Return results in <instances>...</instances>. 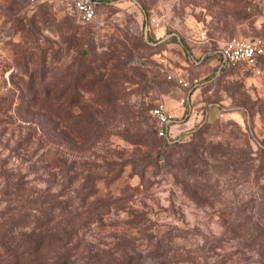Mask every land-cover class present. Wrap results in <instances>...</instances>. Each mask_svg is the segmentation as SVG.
<instances>
[{
	"label": "rangeland",
	"instance_id": "1",
	"mask_svg": "<svg viewBox=\"0 0 264 264\" xmlns=\"http://www.w3.org/2000/svg\"><path fill=\"white\" fill-rule=\"evenodd\" d=\"M263 34L264 0H105L85 22L58 1L0 0V264H61L43 247L70 220L74 252L105 248L109 264H264V56L223 71L217 51ZM83 46L96 69L110 56L113 104L91 83L74 108L98 132L68 144L60 123L58 142L41 143L14 113L29 90L13 76L21 49L48 48L51 77L77 70ZM180 76L200 83L184 88ZM159 103L191 118L178 141L155 133ZM141 131L147 144L133 143ZM134 155L153 161L105 181Z\"/></svg>",
	"mask_w": 264,
	"mask_h": 264
},
{
	"label": "trees",
	"instance_id": "2",
	"mask_svg": "<svg viewBox=\"0 0 264 264\" xmlns=\"http://www.w3.org/2000/svg\"><path fill=\"white\" fill-rule=\"evenodd\" d=\"M104 1L105 0H102L101 4H103ZM47 2L49 1L38 3L36 6L45 4ZM152 36V30L149 29L147 32L148 39L150 40ZM70 45L80 46V43L77 40H71ZM21 50H23V60L20 62L18 61L20 63L19 67L21 68L20 74L13 73V76H18V83L16 84L17 87H21L20 85L22 83H26L29 86V90H27L26 94L24 93L26 98L23 97L21 102L22 104L18 106L16 105L14 107V113H16L18 117L26 120L30 129L38 135V140L45 144H54L58 142L60 139V123H62L65 127V133L67 136L66 141L68 144L72 143L75 136H80V140L85 142L87 139L86 135L89 130L94 133L98 132V126H96V124H94L92 121H89L88 119L82 120L76 118L74 106L77 101L87 105V100L84 99V94L86 90L90 89L89 85H91V83H94L98 86L97 92L99 94L104 93L107 90L110 95L108 102L109 104H113L114 91L111 87L112 80L105 77L107 70L106 64L108 63L110 56H106V58L104 57V66H100V69H96L94 66H90L91 60H89L88 47L83 46L82 49L78 50L77 56L75 58V60L78 62L77 70H72L69 73L61 74L60 76L57 75L50 77L48 74L49 65L47 62L49 51L48 48L41 49L42 51L40 54H38V52L36 54L34 50H28V47L22 48ZM263 56H261L260 59ZM31 63L32 70H30ZM220 65V70L224 71L225 69L229 68L228 65ZM84 110L90 111L87 108ZM153 117L155 118L154 115ZM201 120L199 122H202ZM78 126L82 127V134L79 133ZM154 131L159 136L165 137L170 143L179 140L168 138L159 134L157 127L154 128ZM147 134V137H150V135L154 137L152 131L151 134L150 131H147ZM132 142L135 144H147L145 131H141V134L137 135L136 139H134ZM143 157L134 155L132 157L125 158L119 163H115V161H113L115 165L113 163L111 164L115 166V171H117L116 174L103 178L106 179V182H110L116 178L119 179V177H121L122 170L127 166V164H130L133 170H135L138 166H146L149 163H152L153 160H150V158H145L148 156ZM98 181L99 180L97 178L93 180L92 183V188L95 191L99 188ZM126 184L127 183L122 186H125ZM64 202L65 203L60 212V216H62L63 221L67 220L69 217L67 213H70L73 210L69 207L66 201ZM82 204L84 207L88 205L86 201L82 202ZM93 207L96 209V205L94 204L90 207V211L94 213L96 210H94ZM85 219L86 216L80 219L81 223L85 222ZM49 221H51L50 218L47 220L48 224ZM79 229L80 226L75 223V220H70L65 222L64 225H61L59 231L56 229L55 237L52 235V232L49 231V237L47 238V241L43 247L48 255V259L54 258L61 264H109L105 258L107 254L105 248H100L94 252L91 250V248H89L88 254H84L82 252L79 253V256L74 252L75 248L73 246V240L75 239V236L78 235ZM48 230L51 229L48 228ZM113 264H125L124 256L123 258L118 256L115 260H113ZM137 264H143V261L138 262Z\"/></svg>",
	"mask_w": 264,
	"mask_h": 264
},
{
	"label": "built area",
	"instance_id": "3",
	"mask_svg": "<svg viewBox=\"0 0 264 264\" xmlns=\"http://www.w3.org/2000/svg\"><path fill=\"white\" fill-rule=\"evenodd\" d=\"M45 1H58L63 3L69 10L77 15L80 21H89L97 17L98 7L102 0H30L31 5L36 6L38 3ZM220 57V66H234L240 62H246L257 65L261 56L264 55V35L251 37L233 36L227 38L219 45L217 49ZM172 77V75H169ZM179 84L184 88L200 83L199 78L194 80L184 77L177 78ZM189 100V95L182 97L181 104H185ZM153 115L157 118L156 127L159 134L168 138L179 139L181 130L174 131L172 126L176 120L172 112H170L165 103H159L153 108Z\"/></svg>",
	"mask_w": 264,
	"mask_h": 264
},
{
	"label": "crops",
	"instance_id": "4",
	"mask_svg": "<svg viewBox=\"0 0 264 264\" xmlns=\"http://www.w3.org/2000/svg\"><path fill=\"white\" fill-rule=\"evenodd\" d=\"M190 122H191V118H189V119H187V120H185V121L178 120L177 123L175 122V123L173 124L172 128H173L174 131H178L179 128H176L177 125H181V124H190ZM178 127H179V126H178Z\"/></svg>",
	"mask_w": 264,
	"mask_h": 264
}]
</instances>
